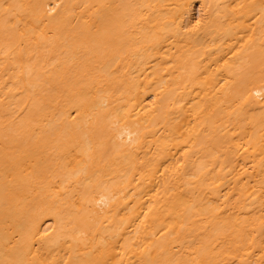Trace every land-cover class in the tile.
I'll list each match as a JSON object with an SVG mask.
<instances>
[{
    "label": "bare ground",
    "instance_id": "6f19581e",
    "mask_svg": "<svg viewBox=\"0 0 264 264\" xmlns=\"http://www.w3.org/2000/svg\"><path fill=\"white\" fill-rule=\"evenodd\" d=\"M0 264H264V0H0Z\"/></svg>",
    "mask_w": 264,
    "mask_h": 264
}]
</instances>
